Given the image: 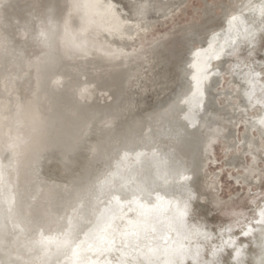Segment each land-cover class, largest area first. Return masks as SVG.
<instances>
[{
	"label": "bare ground",
	"instance_id": "1",
	"mask_svg": "<svg viewBox=\"0 0 264 264\" xmlns=\"http://www.w3.org/2000/svg\"><path fill=\"white\" fill-rule=\"evenodd\" d=\"M85 1L87 10L93 16L91 19L99 20L108 26L114 39L124 40V35H131L126 30L137 25L136 18L124 19L121 13L118 14L120 9L117 10L113 0ZM138 2L144 9L151 4L149 0ZM262 8L264 0H243L242 4L236 7L239 13L234 20H229L227 24L210 31L205 38L196 40V33L190 32L187 38L191 52L186 56L179 78L181 85L176 90L173 89L166 95V99L159 101L158 97L157 104L146 113L142 112L144 115L133 113L125 118L126 112L136 109L134 103H129L130 94L140 91L133 90L129 94L127 89L126 98H123L116 108V119L100 124L93 122L73 146L71 132L56 118H46L41 113L40 104L46 97L45 93L39 96L35 91L34 96L26 101V107L21 102L18 83L27 76L24 65L26 63V66H29V59L20 48H15L7 39L2 28L7 18L2 12L0 0V42L6 44L0 47V162L3 163L2 171L7 172L4 184H9V191L13 196V214L21 219L25 227L20 233L23 237L21 240L26 243L28 251L35 250L36 254H39L41 264H141L148 252L143 245L139 248L126 247L118 240L113 246L100 250L89 248L81 242L87 240L86 233L93 226L95 218L106 211L114 196L134 190L143 189L142 199H150L153 203L159 198L165 208L169 205L173 208L183 207L187 201L188 214L191 201L195 197L194 188L198 184L196 179L199 173L204 171L207 163L205 161L208 160L206 144L210 138L219 134L218 129L228 132L226 134L231 148L236 146V154L232 158L228 156L227 162L232 166L241 167L247 173L244 181L250 184L252 174L257 169L254 166L248 169L245 164H238L236 161L241 153L246 151L255 161L254 151H260V147L261 150L264 149V106L260 101L262 91L256 87L255 74L249 79L247 75L242 76V71L235 69V64L233 65L226 55L239 36L250 39L256 33L255 25L247 24L244 13H262ZM199 41L202 43L200 47H192L193 42ZM214 62L217 64L214 65ZM149 68L151 70V67ZM201 68L208 70V84L205 82L204 95L197 96L194 76ZM140 69L136 72L141 71ZM145 75L144 71L139 79L135 78L139 82V89H142L141 78ZM224 75L229 76L234 91L219 89ZM131 76H128L127 83ZM164 89L167 90L168 86H162L160 90ZM220 96L224 97L223 104L217 100ZM233 98L237 99L238 104ZM252 110L255 111L251 113ZM206 114L209 124L207 131L202 125ZM240 125L244 126V133L238 138L237 130ZM22 140L25 141L27 150L18 155V144ZM239 145L243 151L238 149ZM59 146H64L66 151H72L76 147L75 151L68 154V158L73 162L70 166L64 165L63 162L54 163V169H49L52 170L50 173L48 167L54 162ZM138 153L142 154L139 159ZM125 155L127 160L124 159ZM66 156L67 154L65 158ZM35 168L39 169L42 177L38 182L31 176ZM59 169L60 173L57 174ZM63 169H67V173L62 180H58ZM255 177L257 173L254 179ZM209 178L206 173L205 188L210 197V191L216 186ZM189 194L193 197L190 200ZM210 202L214 209H220L227 204L219 197ZM255 206L251 223L242 231V235H250L249 241H235L234 237L223 241V244L230 247L231 264H264V233L261 231L264 227L261 223L264 205L258 203ZM73 209H80L86 219L77 227L71 246L58 247L56 243H40L42 238L59 236L67 227ZM134 215V212L126 210L123 220L118 217L113 221V228L123 232L127 227V219ZM162 221L167 225L169 217H162ZM7 223L10 224V219ZM9 228L8 236L14 232ZM165 234L168 236L167 244L165 245L163 240H160L159 244L171 250H182V254L174 257L178 264L204 258L202 245L197 239L202 234L191 228L187 215L178 232L166 230ZM1 244L0 241V264L22 263L23 255L21 258L4 256ZM77 245L81 247L77 248ZM16 248L15 255L20 256L19 247ZM74 250L76 254H73ZM245 257L248 259L244 260ZM168 259V256H160L159 264H167ZM34 260L37 259L32 258L33 262Z\"/></svg>",
	"mask_w": 264,
	"mask_h": 264
},
{
	"label": "rangeland",
	"instance_id": "2",
	"mask_svg": "<svg viewBox=\"0 0 264 264\" xmlns=\"http://www.w3.org/2000/svg\"><path fill=\"white\" fill-rule=\"evenodd\" d=\"M113 1L117 10L120 9L118 14L121 13L124 19L136 18L137 25L126 30L131 35H124V40L114 39L108 26L99 20L91 19L93 16L87 10L85 0H1V9L7 18L2 28L7 39L15 48H20L29 59L27 62L29 66H26V63L24 65L27 76L18 83L19 98L26 107V101L34 96L35 91L39 96L45 93L46 97L40 104L41 113L46 118L49 116L56 118L71 132L73 146L82 132H86L85 129L90 128L93 122L100 124L116 119V108L123 98H126L127 89L129 94L133 90L142 92L134 91L133 95L130 94L129 103H134L136 109L126 112L125 118L133 113L138 116L144 115L142 112L146 113L157 104L158 97L159 101L166 99L173 89L176 90L181 85L179 79L181 71L186 56L191 52L188 34L195 32L196 40L205 38L210 31L227 24L229 20H234L239 13L236 7L243 2V0H158L159 2L149 0L151 4L144 9L138 2L140 0ZM244 15L247 24L255 25L256 33L250 39L239 36L226 57L233 65L235 64V69L242 71V76L247 75L249 79L255 74L256 87L262 91L260 101L264 106V17L262 13L254 14L251 11L245 12ZM201 45V41L192 43V47L196 48ZM139 69L141 71L136 72ZM144 71L146 75L141 78L142 89H139L137 79ZM130 75L134 79L131 76L127 83ZM223 78L219 89L222 91L227 88L234 91L229 76L224 75ZM162 86H168V89L160 90ZM217 100L224 103L222 96ZM233 101L238 104L236 98H233ZM202 125L206 131L209 129L207 114L202 120ZM243 129L244 126L240 125L237 130L238 138L243 135ZM218 132L219 134L210 138L206 144L208 160L205 161L207 163L204 171H201L196 179L198 184L195 183V197L187 214L188 224L202 234L197 239L202 245L204 258L194 262L188 260L185 264H231L230 247L223 244V241L228 237H234L235 241L248 242L250 235H242L243 228L251 223L255 205L258 203L264 205V149L261 150L260 147V151L259 149L254 151L255 161L247 151L238 156L236 163L245 164L248 169L251 166L257 169L248 185L249 182L244 181L247 173L241 167L230 165L231 163L226 160L228 156L232 158L236 154V146L231 148L229 145L226 134L228 132L221 129H218ZM18 146L20 151L18 155L26 152L24 140L20 141ZM75 149L76 147L72 151H66L64 146L57 149L58 153L54 162L50 163L51 166L48 164V170L54 169V163L63 162L64 165L70 166L73 160L68 158V154ZM238 149L243 151L240 145ZM2 164L0 162V171L4 170ZM59 171L60 169L56 173L59 174ZM2 172L6 183L7 172ZM33 172L31 176L38 182L42 178L39 169L35 168ZM204 172L209 174V180L216 186L210 191V197L205 188ZM66 173L67 169H63L61 176L57 175L58 180H62ZM256 173L257 177L254 179ZM214 175L216 176L211 177ZM4 183L0 185L2 253L6 257L21 258L23 255L21 264H41L39 254H36L35 250L28 251L26 243L21 240L23 237L20 233L25 227L21 219L13 214V196L10 194L9 184ZM213 196L226 201V206L214 209L210 202L215 199ZM9 219L10 224L7 223ZM9 227L14 231L10 236L7 235ZM16 247H19L20 256L15 255ZM32 258L37 260L33 262Z\"/></svg>",
	"mask_w": 264,
	"mask_h": 264
},
{
	"label": "snow or ice",
	"instance_id": "3",
	"mask_svg": "<svg viewBox=\"0 0 264 264\" xmlns=\"http://www.w3.org/2000/svg\"><path fill=\"white\" fill-rule=\"evenodd\" d=\"M262 17H264V8H262ZM3 46H6V44L0 42V47ZM208 75V70L201 68L194 76L195 94L197 96L204 95L205 81L208 79ZM141 155L138 153L137 159ZM124 159L127 160V155ZM3 183L4 175L0 171V185ZM143 195V189H140L114 196L106 211L95 218L93 226L86 233L87 240L82 241L81 244H87L89 248L95 247L104 250L113 246L119 240L126 247L136 246L139 248L143 245L147 248L148 252L141 264H159L158 258L160 256L169 257L167 264H178L174 257L182 254V250H171L166 246L162 247L159 241L163 240L166 245L168 240V236L165 234L166 230L179 231L180 225L187 215V201L184 202L183 207L173 208L169 205L165 208L159 198L153 203L150 199H142ZM192 198V195L189 194L188 199ZM126 210L134 212L135 215L127 219L126 229L120 232L118 229L113 228V221L118 217L123 220L126 216ZM165 216L169 217L167 225L162 221V217ZM261 217V223L264 225V210L261 211ZM84 219L86 217L80 209H73V214L68 218L67 227L60 232L59 236L42 238L40 243H56L58 247H70L74 240V233ZM261 231L264 233V227ZM79 247L81 245H77V248ZM73 254H76L75 250Z\"/></svg>",
	"mask_w": 264,
	"mask_h": 264
}]
</instances>
